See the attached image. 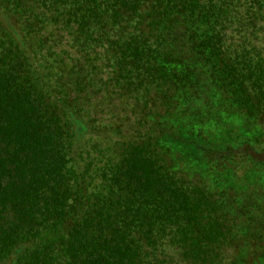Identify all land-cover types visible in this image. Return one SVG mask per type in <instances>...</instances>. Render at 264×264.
Wrapping results in <instances>:
<instances>
[{
    "label": "trees",
    "instance_id": "1",
    "mask_svg": "<svg viewBox=\"0 0 264 264\" xmlns=\"http://www.w3.org/2000/svg\"><path fill=\"white\" fill-rule=\"evenodd\" d=\"M263 136L264 0H0V264H223Z\"/></svg>",
    "mask_w": 264,
    "mask_h": 264
},
{
    "label": "rangeland",
    "instance_id": "2",
    "mask_svg": "<svg viewBox=\"0 0 264 264\" xmlns=\"http://www.w3.org/2000/svg\"><path fill=\"white\" fill-rule=\"evenodd\" d=\"M263 138H264V136H263ZM245 180L246 179H243L241 177L240 180H236V184L234 186L235 187L245 186ZM257 183H258V180L256 178V180L254 181V184L256 185ZM262 193L258 194L261 197L260 198L256 197V200L261 202L263 205L262 208H264V195ZM232 195H233L232 194V188H230L229 197L232 198ZM245 195H246L245 191L241 192L240 197L242 198V202L239 204L240 207H245L243 205V199H245L244 198ZM238 217H241V215L238 214ZM263 230H264V228L262 229V231ZM260 235L264 237V233L260 234ZM246 241L249 242L248 239H246ZM247 242H245L244 245H241V247L239 248L238 251H237V249L234 252L232 251L231 255L228 256L230 259H228L227 261H224L223 264H264V243L258 244V245H251V244L249 245V244H247Z\"/></svg>",
    "mask_w": 264,
    "mask_h": 264
},
{
    "label": "flooded vegetation",
    "instance_id": "3",
    "mask_svg": "<svg viewBox=\"0 0 264 264\" xmlns=\"http://www.w3.org/2000/svg\"><path fill=\"white\" fill-rule=\"evenodd\" d=\"M251 231H252V229H251ZM264 233V230L263 231H261L258 235H260V234H263ZM257 235V234H256ZM256 235L255 236H253L255 239L253 240V239H251V237L250 236H248V237H245L246 239H248L249 240V242H247V244H251V245H258V244H262V243H264V237L263 236H261L260 235V237H256ZM252 240V241H251ZM251 241V242H250Z\"/></svg>",
    "mask_w": 264,
    "mask_h": 264
}]
</instances>
